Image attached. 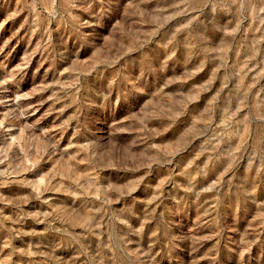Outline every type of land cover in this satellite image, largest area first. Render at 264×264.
I'll return each instance as SVG.
<instances>
[{
	"label": "rangeland",
	"instance_id": "374dc122",
	"mask_svg": "<svg viewBox=\"0 0 264 264\" xmlns=\"http://www.w3.org/2000/svg\"><path fill=\"white\" fill-rule=\"evenodd\" d=\"M0 264H264V0H0Z\"/></svg>",
	"mask_w": 264,
	"mask_h": 264
}]
</instances>
